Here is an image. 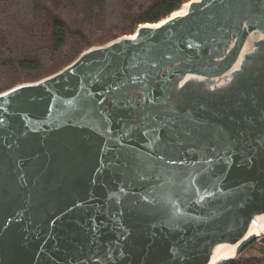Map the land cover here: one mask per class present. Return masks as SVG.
I'll return each instance as SVG.
<instances>
[{"label": "water", "instance_id": "water-1", "mask_svg": "<svg viewBox=\"0 0 264 264\" xmlns=\"http://www.w3.org/2000/svg\"><path fill=\"white\" fill-rule=\"evenodd\" d=\"M264 242V0H190L0 93V264H229Z\"/></svg>", "mask_w": 264, "mask_h": 264}, {"label": "trees", "instance_id": "trees-1", "mask_svg": "<svg viewBox=\"0 0 264 264\" xmlns=\"http://www.w3.org/2000/svg\"><path fill=\"white\" fill-rule=\"evenodd\" d=\"M188 1L0 0V93L49 77L87 49L132 35Z\"/></svg>", "mask_w": 264, "mask_h": 264}, {"label": "crops", "instance_id": "crops-1", "mask_svg": "<svg viewBox=\"0 0 264 264\" xmlns=\"http://www.w3.org/2000/svg\"><path fill=\"white\" fill-rule=\"evenodd\" d=\"M247 254V256H246ZM240 260H258V264H264V242H253L247 246L239 256Z\"/></svg>", "mask_w": 264, "mask_h": 264}, {"label": "rangeland", "instance_id": "rangeland-1", "mask_svg": "<svg viewBox=\"0 0 264 264\" xmlns=\"http://www.w3.org/2000/svg\"><path fill=\"white\" fill-rule=\"evenodd\" d=\"M254 242H257V244H260V243H262V241H261V239H260V238H258V239H257V240H255ZM252 243H253V242H252ZM243 250H244V249H243ZM243 250H242V251H243ZM242 251H241V252H242ZM240 254H241V253H240ZM240 254H239L238 256H236V257H235V259H239V256H240ZM246 256H247V254H246ZM239 260H240V259H239Z\"/></svg>", "mask_w": 264, "mask_h": 264}]
</instances>
